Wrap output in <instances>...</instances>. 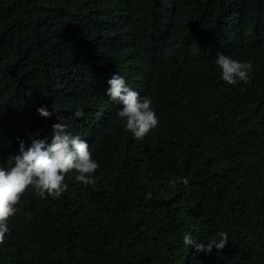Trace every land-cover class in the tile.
I'll use <instances>...</instances> for the list:
<instances>
[{"label": "trees", "instance_id": "obj_1", "mask_svg": "<svg viewBox=\"0 0 264 264\" xmlns=\"http://www.w3.org/2000/svg\"><path fill=\"white\" fill-rule=\"evenodd\" d=\"M218 52L249 80L224 82ZM114 73L153 101L142 140L106 95ZM57 115L89 142L95 181L26 190L0 264H264V0H0V160ZM184 231L230 240L205 255Z\"/></svg>", "mask_w": 264, "mask_h": 264}, {"label": "clouds", "instance_id": "obj_2", "mask_svg": "<svg viewBox=\"0 0 264 264\" xmlns=\"http://www.w3.org/2000/svg\"><path fill=\"white\" fill-rule=\"evenodd\" d=\"M215 64L219 67L220 78L229 85L249 80L252 65L238 60L231 55L218 52ZM106 95L120 105L116 109V117L124 121V128L136 140H142L159 124V116L152 106L153 101L143 96L131 87L126 78L120 73H114L107 80ZM31 97L32 92L26 91ZM37 113L45 118L55 114L45 105L36 108ZM73 116H83V111L77 108ZM18 151L0 160V241L10 231L9 218L17 211V204L26 190H34L40 199L47 197L57 198L64 193L68 184L66 174L74 171V180L84 185H91L95 181L96 170L100 167L99 161L94 158L89 142L79 133L68 130L61 115H57L56 122L50 126V136L30 138V143L17 136ZM185 187L189 185V178H178ZM168 183L175 187L177 179H170ZM153 192L145 194L144 199L153 198ZM230 240L226 231H218L206 241L198 240L190 231L182 233V242L185 246H194L197 252L205 255L212 253L213 248L221 250Z\"/></svg>", "mask_w": 264, "mask_h": 264}]
</instances>
